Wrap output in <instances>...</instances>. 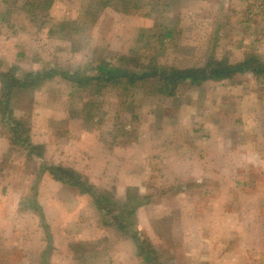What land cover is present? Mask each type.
<instances>
[{"label": "rangeland", "instance_id": "obj_1", "mask_svg": "<svg viewBox=\"0 0 264 264\" xmlns=\"http://www.w3.org/2000/svg\"><path fill=\"white\" fill-rule=\"evenodd\" d=\"M246 56L256 61L252 62L253 69L232 72L227 80L252 89L264 111V0H0V73L12 74V69L19 81H27L25 74L30 73L50 75L26 86L8 78V85L13 86L10 94L5 97L0 90V184L6 181L2 176L13 178L9 184L17 195L33 180L25 177L23 183L22 175H34L39 164L59 160L68 163L65 157L69 153L56 143L64 131L72 136L71 142L76 136L81 148L79 159L90 155L100 159L109 154L118 157L125 146L131 148L126 155L131 166L118 179L123 182V175H132L136 169L145 178L142 186L150 189L151 145L167 142L160 136V129L171 126L178 133L177 122L191 126L193 119L185 115L197 98L213 101L220 96L219 90L208 83L201 91L191 78L179 77L169 95L170 81L158 76L140 79L123 70L138 74L148 65V71L156 67L158 74H167L171 69L200 68L210 59L237 64ZM101 66L120 71H114L117 76L113 79H96ZM183 96L181 113L185 117L180 116L179 108ZM66 113L79 120L67 123L66 119H57ZM44 127L48 130L41 133ZM137 139H141L143 159L134 161L137 166L132 167V141ZM7 140L11 144L6 149ZM29 141L43 146L41 160L27 159L20 145ZM171 142L176 144L177 139ZM71 166L79 173H88L79 163L73 161ZM120 166L118 162L112 168L113 174L120 173ZM4 197L0 196V210L6 222L17 199ZM112 200L95 193L92 209L78 211V223L85 222V228L76 232L80 236L63 239L53 228L52 246L44 249L42 256L51 260L46 264H83L81 260L85 264H114L116 258H126V262L116 264H264L260 251L264 242L256 244L264 241V229H230L239 227L233 225L240 220L238 215L248 219L247 199H237L229 214L212 217L208 213L170 214L167 211H187L188 203L195 208V201L184 198L169 203L165 198L158 199L161 212L141 211L137 215L138 231L133 215H121L125 232L115 229L118 221L102 230L105 218L100 214L101 204L111 210ZM224 203L230 205L229 200ZM213 216L222 219V231L210 229ZM18 225V235L12 239L10 233L2 231L7 226L1 223L0 264H37L38 250L44 244L36 233L37 219L31 213L30 224ZM182 226L187 228L182 230ZM124 233L136 240L142 253L139 258L134 257L131 240L126 247L119 243Z\"/></svg>", "mask_w": 264, "mask_h": 264}, {"label": "crops", "instance_id": "obj_2", "mask_svg": "<svg viewBox=\"0 0 264 264\" xmlns=\"http://www.w3.org/2000/svg\"><path fill=\"white\" fill-rule=\"evenodd\" d=\"M246 58L247 56L244 60ZM242 61L239 59L238 62ZM231 64L234 65V63ZM227 77L195 82L201 91H204V89L202 90L203 84H215L220 96H216L213 101H206L203 96L197 98L196 104H193L192 108L189 107L190 110L185 115L193 119L191 126L184 127L176 121L177 126L180 125L178 133L173 131L171 126L160 129V136H165L167 142L151 145L153 149L150 154V165L152 164L153 169H151L150 189L145 190L142 186L145 178L136 172V169L132 175H123L126 178L123 182L118 179V176H122L121 172H125L131 166V159L126 157L127 154H130L131 148L125 146V149L122 150L123 156L122 154L118 157L109 154L106 158L102 156L100 159H95L90 155L88 159H79L78 153L81 148H79L80 144L76 136H73L74 140L71 142L72 136L68 137L67 133L63 131L61 132L63 137L57 139L56 143L64 150V153H69L68 158L65 157L68 163L61 162V160L52 164L41 163L36 167L37 171L34 175L21 174L23 183L26 182L25 177L33 180H30V186L26 184V188L17 195L11 191L9 184L12 182L9 179L13 178L1 177L6 181L0 184V196L17 199L16 203L14 201L11 204L13 206L11 208L12 215L10 218H6V222H4L5 217L0 210V222L7 226L2 231L10 233L12 239H15L19 232V222L22 227L30 224V214H34L37 219L36 233L44 242L43 249L39 248L38 250L36 261L37 264L50 263V259L42 258V256L45 252L44 249L49 250L52 246V229L55 228L54 232H58L63 239L70 240L71 236H80L76 232L78 229L85 228V222L84 224L78 223V211L92 209L95 193L96 195L101 193L102 198L112 197L113 199L111 210L105 204H101L100 214L105 218L102 230L109 229L114 221H118L116 223L118 229L117 227L115 229L118 231L122 228L121 231L125 232L120 216L131 211L133 224L138 231L137 215L145 209H148L150 213L155 210V214L161 212L158 199L162 198L168 200L169 203L184 198L195 201V208L189 207L188 203L187 211L182 208L176 212L167 211V213L182 215L208 213L211 217L212 215H227L232 206L236 207L233 203L237 199H247L249 201V206L246 207L248 219L242 220L241 215H238L240 220L234 221L233 225L239 224V227L234 226L230 229H264V111L260 110L261 107L257 104L259 96L257 97L252 89H243L242 84L244 83L232 85ZM181 99L179 108L181 109L180 116L183 117L184 114L181 112L185 105L184 96ZM33 117L39 118L36 114ZM53 119L55 118L53 117ZM57 119H66L67 123L79 120L67 113ZM47 130L48 128L44 127L39 131L42 133ZM174 139H177L176 144L171 142ZM5 144L7 149L11 143L7 140ZM140 144L141 139L132 141L134 151L132 167L137 166L135 162L140 163V159H143L140 155ZM20 147L26 151L27 159L32 161L41 160L45 155L41 144L37 145L29 141L21 144ZM63 150H61V155ZM84 151L86 156H89V153ZM117 158H119L118 161ZM73 161L75 164L82 165L88 173H79L76 169H72L71 162ZM118 162L122 166L119 167L118 172L120 171V173L117 175L113 174L112 168ZM148 163L145 162L146 165ZM53 167H70L69 169L81 175V180L77 182L55 176L51 173ZM21 169L23 170L24 167ZM32 170L33 168H31ZM94 173L98 174L94 175ZM95 176L96 178H94ZM154 186L157 189H154ZM161 188L163 190H160ZM150 190L151 192L146 193ZM246 193H249L248 196H245ZM211 200L214 201L213 204L210 203ZM226 200H229V206L223 204ZM85 221H87L86 218ZM211 221L210 229L222 231L225 228V225L221 223L222 219L213 216ZM70 223L73 227L70 226ZM186 228V226H182L181 229ZM21 238L23 239L24 236L21 235ZM128 239L134 244V257L139 258L140 251L134 238L132 239L124 233V238L119 243H123V246L126 247L125 243ZM25 240L29 242V236ZM263 242H256V244L260 245ZM261 248L260 251L264 253V243ZM256 252L258 251L256 250ZM121 261L126 262V258L123 260L116 258L114 264ZM81 262L85 264V260H81Z\"/></svg>", "mask_w": 264, "mask_h": 264}, {"label": "trees", "instance_id": "obj_3", "mask_svg": "<svg viewBox=\"0 0 264 264\" xmlns=\"http://www.w3.org/2000/svg\"><path fill=\"white\" fill-rule=\"evenodd\" d=\"M255 61L253 59L250 58H246L245 60H243L242 62H239L237 64H225L224 62H221L219 60H208V62L200 67V68H187V69H182V70H169L168 73L166 74V72H161V73H157L156 67L151 68L149 71L146 70L147 67L150 68V66L146 65L143 66L145 67L144 71H141L137 74V72H131V70H123V71H127L131 74H136V76L139 75L138 78L140 79H144V78H151L152 76H158L159 79L164 80V81H170V88H168V94L170 95L171 90H173L175 88V84L177 79L182 78L183 80L191 78V82H196L199 80H203V79H219V78H225L227 76H230L232 72H236L238 70H249L250 68L253 69L252 67V62ZM210 62V63H209ZM256 62V61H255ZM257 66V65H256ZM258 67V66H257ZM14 69V68H13ZM257 69V68H255ZM264 70V69H262ZM12 71V74H4V73H0V85H1V90L2 92L5 93V97L8 96V94H10V89H12L13 86L8 85L7 83V79L8 78H12L14 79V82L16 85L18 86H26L28 84H31L34 81H41L42 80V76H49L48 72L43 73L42 75L40 73L36 74H25V77H28V80L26 81H19L17 79L14 78V73L13 70L11 69L10 72ZM99 75L96 79H102V80H108V79H113V77H116L117 74H114V71L118 72L120 70H116V68L111 67L108 70H105V68L103 66L99 67ZM129 73H123L122 75L125 74L126 78H132V75ZM120 74V73H119ZM135 76V75H133ZM166 81V82H167ZM36 86V85H35ZM34 86V87H35ZM167 87V86H166ZM33 88V87H32ZM51 173L54 174L55 176H60L64 179H69V180H74V179H79L80 176L79 174H76V172H74L73 170L69 169V168H62V167H53L51 168ZM79 182L80 180H74ZM131 215L132 212L130 211ZM125 228V226H124ZM126 229V228H125ZM126 231V230H125ZM139 255L141 256L142 253H139ZM144 255V252H143ZM143 260L145 261V257L143 258Z\"/></svg>", "mask_w": 264, "mask_h": 264}]
</instances>
